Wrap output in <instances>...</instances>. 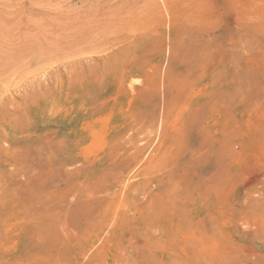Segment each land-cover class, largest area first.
Instances as JSON below:
<instances>
[{"label": "rangeland", "instance_id": "1", "mask_svg": "<svg viewBox=\"0 0 264 264\" xmlns=\"http://www.w3.org/2000/svg\"><path fill=\"white\" fill-rule=\"evenodd\" d=\"M0 264H264V0H0Z\"/></svg>", "mask_w": 264, "mask_h": 264}]
</instances>
